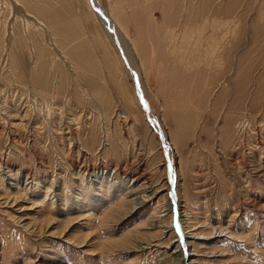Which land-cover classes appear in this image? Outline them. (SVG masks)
<instances>
[{
  "label": "rangeland",
  "instance_id": "rangeland-1",
  "mask_svg": "<svg viewBox=\"0 0 264 264\" xmlns=\"http://www.w3.org/2000/svg\"><path fill=\"white\" fill-rule=\"evenodd\" d=\"M97 1L0 0V264H264V0Z\"/></svg>",
  "mask_w": 264,
  "mask_h": 264
},
{
  "label": "bare ground",
  "instance_id": "bare-ground-1",
  "mask_svg": "<svg viewBox=\"0 0 264 264\" xmlns=\"http://www.w3.org/2000/svg\"><path fill=\"white\" fill-rule=\"evenodd\" d=\"M92 5L96 8V10H97V13H99L103 18H105L106 20H107V18H106V16H104V15H106V14H103V12H102V10L100 9V7H99V4H98V1L97 0H92ZM113 24V23H112ZM114 25V24H113ZM106 27H107V29L109 30V32L111 33L112 32V26L110 25V24H108V23H106ZM115 28V27H114ZM119 37H120V39H121V34H117ZM140 97L143 99L142 100V103H143V106L145 107V109H148L149 108V106H148V104L146 103V99H145V97H143V94L142 93H140ZM145 102V103H144ZM147 112L148 113H150V108L147 110ZM153 123L155 124V121H153ZM155 125H157V130L163 135V138H164V141H166L167 142V133L165 134V132L160 128V126L158 125V124H155ZM151 191V190H150ZM152 197H155L156 195L155 194H152L151 195ZM175 203H176V200H175ZM174 215L176 216L177 215V217H179L180 215L178 214V210H177V208L175 209V212H174ZM178 220V219H177ZM176 222V221H175ZM174 228V227H173ZM175 229V228H174ZM179 236H180V244H179V246L178 247H176V249H175V252H179V254H177V257H178V260L179 261H182L184 264H187L188 262H190V264H192L193 262H192V259H191V256H193V255H187L186 256V254L185 253H187V251H188V249H187V246H189V242H187V239L185 238L186 236H185V234L184 233H181V234H179ZM182 244V247H184V249L185 250H183V251H181V245ZM176 254V253H175Z\"/></svg>",
  "mask_w": 264,
  "mask_h": 264
},
{
  "label": "water",
  "instance_id": "water-1",
  "mask_svg": "<svg viewBox=\"0 0 264 264\" xmlns=\"http://www.w3.org/2000/svg\"><path fill=\"white\" fill-rule=\"evenodd\" d=\"M171 186H172V185H171ZM172 189H173V188H172ZM172 193H174L173 190H172Z\"/></svg>",
  "mask_w": 264,
  "mask_h": 264
}]
</instances>
